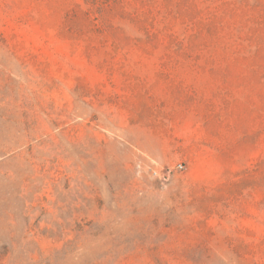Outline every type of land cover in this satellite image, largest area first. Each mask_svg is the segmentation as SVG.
<instances>
[{
    "label": "rangeland",
    "instance_id": "rangeland-1",
    "mask_svg": "<svg viewBox=\"0 0 264 264\" xmlns=\"http://www.w3.org/2000/svg\"><path fill=\"white\" fill-rule=\"evenodd\" d=\"M73 1L0 0V264H264V0Z\"/></svg>",
    "mask_w": 264,
    "mask_h": 264
},
{
    "label": "trees",
    "instance_id": "trees-1",
    "mask_svg": "<svg viewBox=\"0 0 264 264\" xmlns=\"http://www.w3.org/2000/svg\"><path fill=\"white\" fill-rule=\"evenodd\" d=\"M84 3H90L91 7L83 8L78 1H73L71 8L66 12L65 18H139L136 19L140 27L144 29L146 34L155 35V20L154 18H180V14H185L187 18H195L200 14L199 5L211 6L213 0H82ZM99 2V6H95V2ZM234 0H222L224 6H229ZM247 7V3H260V0H238ZM132 3H138V8L131 10ZM133 6V5H132ZM95 7V8H94ZM218 6L215 4L213 11H217ZM145 18V19H142ZM148 18H151L150 20ZM204 18H213L208 15ZM197 23L190 22L185 30H190L192 33L187 38L174 37L176 45L186 51L205 48L202 43H197L195 40L202 34L211 35L215 30L220 28L219 25H214L210 20L202 21L201 26L196 28ZM195 27V28H194ZM168 28H165V30ZM264 165V164H263ZM260 165L255 169H247V177L251 174L264 173Z\"/></svg>",
    "mask_w": 264,
    "mask_h": 264
}]
</instances>
